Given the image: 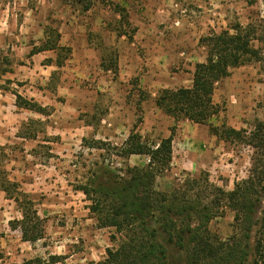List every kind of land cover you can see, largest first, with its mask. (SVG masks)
Wrapping results in <instances>:
<instances>
[{
	"label": "rangeland",
	"instance_id": "1",
	"mask_svg": "<svg viewBox=\"0 0 264 264\" xmlns=\"http://www.w3.org/2000/svg\"><path fill=\"white\" fill-rule=\"evenodd\" d=\"M115 5L126 8L130 25L121 21ZM263 5L257 0H102L88 11L76 0H13L0 12V90L12 91L54 109L52 118L21 121L0 145V160L11 179L37 203L44 220V238L30 244L10 222L21 219L16 204L0 192V264H21L59 257L55 264H97L106 256L114 230L99 228L89 213L85 196L73 189L81 181L83 165L102 160L105 151L83 146V140H102L120 147L132 132L148 143L170 136L172 118L160 111L155 100L163 89L192 85L195 66L207 53L200 39L220 33L236 23L259 18ZM61 34L59 52L64 66H54L58 52L29 58ZM126 33L133 36H119ZM114 51V53H113ZM118 74L105 71L114 54ZM52 60V65L50 61ZM14 98V97H13ZM213 101L219 113L208 124L187 120L176 124L173 159L158 177L159 191L170 193L188 177L209 175L211 183L226 191L248 177L250 147L218 140L209 126L251 131L264 121V74L250 63L231 69L217 84ZM22 134H36L22 139ZM15 135L20 138L16 139ZM1 142V140H0ZM3 152V153H2ZM108 158V156H107ZM121 166L118 157L109 159ZM146 156H131V166L143 167ZM233 213L213 220L210 229L223 238L232 233Z\"/></svg>",
	"mask_w": 264,
	"mask_h": 264
},
{
	"label": "trees",
	"instance_id": "2",
	"mask_svg": "<svg viewBox=\"0 0 264 264\" xmlns=\"http://www.w3.org/2000/svg\"><path fill=\"white\" fill-rule=\"evenodd\" d=\"M12 1L0 0V12ZM96 1L102 0H76L84 11L91 9ZM256 1L247 0L250 6ZM261 1L262 13L256 20L246 25L236 23L200 39L207 56L195 66L190 87L159 92L155 105L175 124L169 137L159 143H148L132 132L119 148L102 140H83L84 147L106 153L100 154L101 161L85 163L82 180L72 185L89 202V213L98 227L114 230L111 242L116 245L107 248L106 256L97 264H264V121L257 122L251 131L209 126V132L218 140L243 144L252 150L249 175L236 182L232 190L211 183L205 173L197 178L188 177L170 193L156 187L158 177L171 167L176 124L183 120L208 124L220 112L213 101L216 86L230 76L231 69L257 63L264 74V0ZM115 10L121 21L130 25L126 8L115 5ZM45 33L52 38L41 47H33L28 57L58 52L54 66L61 68L64 60L59 52L71 54L72 50L59 44L61 34L57 30L48 28ZM118 35L133 40L132 35ZM48 61L52 65L53 61ZM103 68L118 74L116 53L108 64L104 61ZM12 94L20 110L44 117L54 112L53 108L25 98L17 91L13 90ZM37 122L31 119L27 126ZM131 156H146L149 161L143 167L131 166L127 162ZM111 157L122 159L121 166H113ZM0 192L15 202L21 213V219L11 221L10 226L20 230L22 241L33 244L42 240L44 220L37 203L22 190L19 182L10 178L2 159ZM228 210L234 215L232 233L223 238L210 229V224ZM59 259L51 256L48 263L55 264ZM21 264H47V261L35 258Z\"/></svg>",
	"mask_w": 264,
	"mask_h": 264
},
{
	"label": "crops",
	"instance_id": "3",
	"mask_svg": "<svg viewBox=\"0 0 264 264\" xmlns=\"http://www.w3.org/2000/svg\"><path fill=\"white\" fill-rule=\"evenodd\" d=\"M15 100L16 98L13 94L10 95L5 91L0 90V140H1L0 145L1 146L5 145L3 144L4 140H6V143L7 140H9V131L18 129L21 121H27L28 119H40L42 116L32 111L18 109L15 105ZM52 117L53 114L45 118H52ZM15 138L20 139L16 135Z\"/></svg>",
	"mask_w": 264,
	"mask_h": 264
}]
</instances>
